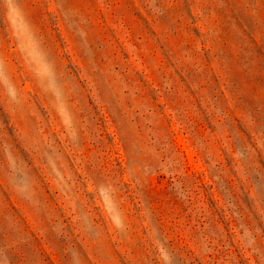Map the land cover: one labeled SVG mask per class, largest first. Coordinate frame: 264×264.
Returning <instances> with one entry per match:
<instances>
[{"label": "rangeland", "instance_id": "rangeland-1", "mask_svg": "<svg viewBox=\"0 0 264 264\" xmlns=\"http://www.w3.org/2000/svg\"><path fill=\"white\" fill-rule=\"evenodd\" d=\"M0 264H264V0H0Z\"/></svg>", "mask_w": 264, "mask_h": 264}]
</instances>
